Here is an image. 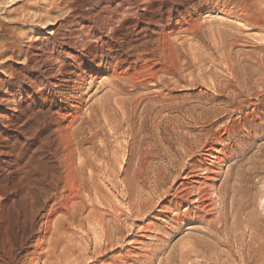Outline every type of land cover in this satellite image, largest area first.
Returning <instances> with one entry per match:
<instances>
[{"label": "rangeland", "instance_id": "obj_1", "mask_svg": "<svg viewBox=\"0 0 264 264\" xmlns=\"http://www.w3.org/2000/svg\"><path fill=\"white\" fill-rule=\"evenodd\" d=\"M5 1L0 0V264L35 261L43 207L51 206L54 193L63 187L64 166L80 162L79 157L66 158L61 143L74 117L66 110L77 105L73 94L86 98L75 132L80 147L99 151L102 165L113 171L112 176L96 175L107 207L126 212L125 193L117 192L112 180L115 173L119 182L126 170L131 173L137 155H146L149 144L164 140L176 155L174 171L167 173L160 190L168 194L149 197L147 218L127 223H135V243L116 253L138 256L128 264H143L149 247H161L152 264H242L243 245L251 234L264 240V77L254 78L248 91L235 82L248 69L264 67V0ZM27 12L37 14L34 23L16 20ZM162 38L167 39V62L152 70H159V84H121L106 110L110 88L100 80L77 91L71 73L87 57H96L97 65L115 52L132 62L130 50L156 52ZM63 113L70 116L64 122ZM132 127L142 133L138 141ZM215 145L225 147V154L209 161L203 154ZM155 154L166 159L161 164L170 160L160 149ZM203 165L219 172V178L189 180L208 182L211 192L224 186V204L217 199V211L208 208L194 215V209L172 195L182 182H190L184 175ZM149 223L152 232L137 229Z\"/></svg>", "mask_w": 264, "mask_h": 264}, {"label": "bare ground", "instance_id": "obj_2", "mask_svg": "<svg viewBox=\"0 0 264 264\" xmlns=\"http://www.w3.org/2000/svg\"><path fill=\"white\" fill-rule=\"evenodd\" d=\"M9 1L16 2V0H8L5 2H9ZM35 18H37V14H35L34 12L32 14L27 12L24 14V16H20V19L17 18L16 20L20 21L22 19V21L24 20L25 22L34 23ZM168 40L170 41V39ZM98 42L100 43V41ZM160 42L162 44L160 46L157 44L159 47L156 49L158 53L157 51L156 52L151 51L152 52L151 53L150 51H148L149 49L148 50L147 49H142V50L135 49L134 50L133 48L132 50H130L131 57L132 58L135 57L134 60L132 59L133 60L132 62L123 58L124 55L116 56L115 52H109V51H108L109 54L105 55L107 60L103 62L101 61L102 62L101 64H97V65L95 64L96 57L92 55L90 58L87 57L86 60L88 61H84L83 65L81 66L79 65L76 68V70L73 73H71V76H74L77 79V84L79 86L77 88V91H81L82 93V91H84V89L86 88L85 86L88 81H91L90 86H93L94 83L95 84L99 83V80H100L102 82V87L110 88V91L105 95V98L106 97L107 98H106V103L104 105V109L106 110L107 106L110 104L109 98L118 96L119 94L118 89H119V85L121 84L127 83L134 87L141 86V85L144 86L147 83L159 84L158 83L159 82V76H158L159 72H157L159 70L157 71L154 70L155 71L154 73H152V70L155 69L156 67H159L162 64V62L165 61L167 57L166 56L167 51L165 50L167 47V44H166L167 39L162 38ZM78 46L79 45H77V47ZM99 53H102V52H99ZM78 58H80V56ZM27 60H30L29 57L27 58ZM166 62L167 60L165 61V63ZM230 64L233 65L234 63H230ZM260 68L261 69L259 70L255 68L253 70L248 69L247 71L249 72L247 71L245 72L243 76L244 78H236L235 83H237L239 86L243 84L239 88L244 89L243 91H248V89L252 88V87L248 88V86L250 83L254 82L253 80L254 78L258 76L264 77V74L261 73V71L262 72L264 71V67L263 68L260 67ZM234 70L236 69L234 68ZM263 79L264 78H262L261 80ZM241 80H243V82ZM71 81H72V78L70 77V79H68L67 82H71ZM63 82H66V81H63ZM61 86L57 85V87H61ZM259 90H260V87H259ZM73 95H72V99L74 98L75 100H77V103H75L77 105L72 106L71 110H66V111H70V113L74 117H73L72 122L69 121L70 124L67 126L68 128H66L68 129L69 132L64 133V135L61 137V143L65 149V154H66L65 157L70 158V159L73 157H79L80 162L78 163V165L71 163V165L69 166L68 165L64 166L63 173H62V182L64 184L62 185L63 187L60 189L59 192L54 193V198L52 199L53 203L51 206L48 205L49 209H47L48 207H43V211L45 212L42 215V220H43V225L41 227L42 231H41V234H40L41 236L37 242L36 250H35L36 252H39V255L35 259L36 262L32 261L31 264H40V263L42 264H128L130 262H134L133 258H138V256H133L131 252H128V251L119 252V253H116V251L119 248H124L123 246L125 244L130 245V244L135 243V241L133 240L136 237L134 235V230L136 227L134 222L143 217L144 219L147 218V216L149 215L148 213L151 212V208H150L151 204H150L149 197L154 198L156 195L165 197V195L168 194V191L164 193H160V190L165 185V179H166L167 173H172L174 171L176 155L173 153L172 146L169 143L164 142V140H162V143L154 142V144H149L148 145L149 152L146 155H141V154L137 155L138 157L136 158L137 159L136 163H134L135 167L131 173L129 170H126L125 178L122 181L120 180L121 182L117 180V173H115V177L112 180L114 189H116L117 192L120 189H123L122 191L125 193V197L127 198L126 212L123 211L124 209L121 210L116 205L107 207L104 203L106 202L105 198L101 196L102 189H100L99 186L96 184V175L100 174L101 176L102 175L105 176L107 174H110V176H112L113 171H109L107 166L102 165V163H104V160L101 157H104V156H102L99 151L89 152V150L85 151L80 147V143H79L80 139H78L79 138L78 134H76L75 132H76V127H78L81 124V121L83 120L82 119L83 103L86 98L84 100H83V97L76 99L75 97H73ZM252 112L253 110L251 111V113ZM67 117H70V116L66 114L62 115L63 122H64V119H66ZM124 117L126 116L124 115ZM242 120L243 119H241V122ZM141 134L142 133L140 130H134L132 127V135L135 141H138L141 138ZM147 138H149L150 140H153V138H151L150 136H147ZM143 143H145V141ZM158 149L162 151V154L170 155V160H168L165 164H161L162 162H160V161H164L165 158H163L161 154L159 155L155 154V150H158ZM225 150H226L225 147L219 149L218 146L215 145L213 148L207 150V153H204L203 156L210 159L209 161H217L220 159V155L225 154ZM213 152H216L217 154L214 155ZM205 166L203 165L201 169L196 172H190L184 175L185 177L183 178V180L190 181L189 179H192V178L195 179V177L200 178L201 175L202 177L206 176V181L207 180H217L220 176V173L217 171H212L210 168L205 167ZM175 180L176 178L174 179V181ZM206 181L205 182H198V181L182 182L180 186L177 188V190L175 191V193L172 195L173 197L172 196L171 197L178 201L181 200L183 204H186L189 209H194V212H195L194 215H196L199 212L205 211L208 208H210L211 211L212 210L217 211L218 210L217 208L218 205L216 206L217 201L220 200V202L222 201V203L224 204L223 202L224 201L223 200L224 186L217 187L213 189V191L211 192L209 188L210 186H207L208 182ZM123 199H124V196H123ZM158 201L160 202V200ZM96 203L101 204L104 207L110 208V210L98 209ZM168 203L173 205V202H168ZM181 207L178 206L176 208L177 212L174 213L176 217L179 216V211ZM167 209L169 210V208ZM189 209H186L185 211ZM132 219H134V222H132L131 224L129 223L130 225L129 227H127V223L131 222ZM171 221H175V220L171 219ZM196 221L199 222V219H196ZM251 223H252L251 220L247 219V224L251 225ZM137 229L141 230L142 232L144 231L152 232L154 230V225L149 223V224H145L142 227L138 226ZM251 229L253 230V228ZM126 232H128V234ZM234 237H235V241L238 242L239 237H238L236 230L234 231ZM201 244L202 243L199 242L198 246H200ZM243 246H244V253H242L241 255L242 264H263L264 262V240L262 239V237H259L256 234V232L255 233L253 232L250 236L249 241L246 242ZM160 248L159 247L155 249L152 247L147 248V252L149 253V255L145 257L146 259L143 264H152L153 260L160 253L159 252L161 250Z\"/></svg>", "mask_w": 264, "mask_h": 264}]
</instances>
